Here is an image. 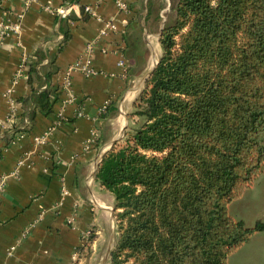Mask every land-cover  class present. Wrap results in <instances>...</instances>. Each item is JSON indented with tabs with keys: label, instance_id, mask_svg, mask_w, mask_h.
<instances>
[{
	"label": "trees",
	"instance_id": "trees-1",
	"mask_svg": "<svg viewBox=\"0 0 264 264\" xmlns=\"http://www.w3.org/2000/svg\"><path fill=\"white\" fill-rule=\"evenodd\" d=\"M174 9L136 102L139 122L96 172L119 210L111 264H228L264 230L228 208L264 172V0H178ZM45 57L27 59L39 87L22 101L30 124L60 92L48 90Z\"/></svg>",
	"mask_w": 264,
	"mask_h": 264
},
{
	"label": "crops",
	"instance_id": "crops-1",
	"mask_svg": "<svg viewBox=\"0 0 264 264\" xmlns=\"http://www.w3.org/2000/svg\"><path fill=\"white\" fill-rule=\"evenodd\" d=\"M25 4L0 0V22H18L24 11L19 29L0 37V264H111L120 238L119 210L96 172L103 156L139 122L136 102L161 58V32L175 9L172 0ZM59 7L69 8L68 18L58 15ZM99 19L114 29L102 36ZM95 41L97 73H74L72 88L63 91L65 71ZM39 52L46 55L43 72L51 73L48 90L60 92L52 111L37 109L30 124L22 101L39 87L28 81L29 66L20 79L15 75ZM11 116L17 119L13 124ZM24 119L29 129L15 135L11 127Z\"/></svg>",
	"mask_w": 264,
	"mask_h": 264
},
{
	"label": "rangeland",
	"instance_id": "rangeland-1",
	"mask_svg": "<svg viewBox=\"0 0 264 264\" xmlns=\"http://www.w3.org/2000/svg\"><path fill=\"white\" fill-rule=\"evenodd\" d=\"M177 2L172 0L173 9ZM228 208L235 220L244 221L250 228L258 223L264 224V172ZM228 264H264V230L255 232L247 242L235 249L228 257Z\"/></svg>",
	"mask_w": 264,
	"mask_h": 264
},
{
	"label": "built area",
	"instance_id": "built-area-1",
	"mask_svg": "<svg viewBox=\"0 0 264 264\" xmlns=\"http://www.w3.org/2000/svg\"><path fill=\"white\" fill-rule=\"evenodd\" d=\"M36 0H25L26 2V6L25 9H28ZM121 10H127V7L125 5L124 2H118L117 5ZM56 12L58 13V15H60L62 18H68L69 16V8L66 7H59ZM87 12L91 13L92 15L94 14L93 11L90 8H87ZM23 13L24 11L19 14L17 16L18 22L12 23L10 20L5 21V22H0V37H7L10 32L18 30L19 29V22L21 21V19L23 18ZM101 22H103L104 24V28L102 31V36L106 35L107 32L111 29H114V26L112 23L108 22V21H104L99 19ZM97 42H93V43H89L86 48L84 53L81 55V57L73 64H71L67 70L64 73V77H63V81H62V89L63 91H70V89L72 88L73 82H72V78L74 73L79 72L82 73L83 75H85L86 77H91L93 75H95L97 72L95 71V69L92 67V55L94 52V49L96 47ZM23 68L22 70L18 71L15 75V79H20L23 76V69H25L27 66H29V61L27 59H25L23 61ZM119 66L123 69V71L127 70V65L126 62L124 61V59H121L119 62ZM105 108L102 109V111ZM12 117V124L16 122L17 119H15L14 116ZM22 123V124H21ZM27 119H24L23 121L21 120L20 124H15L14 126L11 127L12 132L15 135L21 134L25 131V129L27 128ZM16 129H19L20 132H15ZM14 135V136H15ZM91 234L90 231L86 232V235L89 237Z\"/></svg>",
	"mask_w": 264,
	"mask_h": 264
},
{
	"label": "water",
	"instance_id": "water-1",
	"mask_svg": "<svg viewBox=\"0 0 264 264\" xmlns=\"http://www.w3.org/2000/svg\"><path fill=\"white\" fill-rule=\"evenodd\" d=\"M155 69V68H154ZM154 71V70H153ZM153 71L151 72V74L153 73Z\"/></svg>",
	"mask_w": 264,
	"mask_h": 264
}]
</instances>
